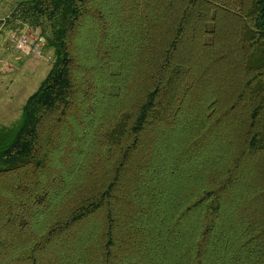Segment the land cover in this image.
Listing matches in <instances>:
<instances>
[{
  "label": "trees",
  "instance_id": "trees-1",
  "mask_svg": "<svg viewBox=\"0 0 264 264\" xmlns=\"http://www.w3.org/2000/svg\"><path fill=\"white\" fill-rule=\"evenodd\" d=\"M54 60L0 128V264H264V0H22Z\"/></svg>",
  "mask_w": 264,
  "mask_h": 264
},
{
  "label": "rangeland",
  "instance_id": "rangeland-1",
  "mask_svg": "<svg viewBox=\"0 0 264 264\" xmlns=\"http://www.w3.org/2000/svg\"><path fill=\"white\" fill-rule=\"evenodd\" d=\"M21 1L0 0V128L17 123L22 105L36 90L54 60L50 47L40 46L39 55L28 47H15L14 39L19 33L39 34L38 28L14 15Z\"/></svg>",
  "mask_w": 264,
  "mask_h": 264
},
{
  "label": "built area",
  "instance_id": "built-area-1",
  "mask_svg": "<svg viewBox=\"0 0 264 264\" xmlns=\"http://www.w3.org/2000/svg\"><path fill=\"white\" fill-rule=\"evenodd\" d=\"M32 36L26 33H19L14 39L15 47L17 49L28 47L35 54L39 55L41 53L40 46L42 47L44 40L38 36V33H34Z\"/></svg>",
  "mask_w": 264,
  "mask_h": 264
}]
</instances>
